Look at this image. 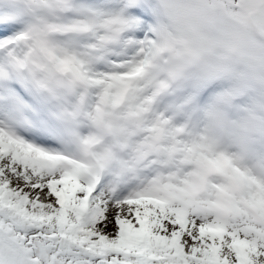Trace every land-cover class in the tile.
Returning <instances> with one entry per match:
<instances>
[{"label":"snow or ice","instance_id":"snow-or-ice-1","mask_svg":"<svg viewBox=\"0 0 264 264\" xmlns=\"http://www.w3.org/2000/svg\"><path fill=\"white\" fill-rule=\"evenodd\" d=\"M148 19L0 0V264H264V177L194 180L143 117Z\"/></svg>","mask_w":264,"mask_h":264},{"label":"clouds","instance_id":"clouds-1","mask_svg":"<svg viewBox=\"0 0 264 264\" xmlns=\"http://www.w3.org/2000/svg\"><path fill=\"white\" fill-rule=\"evenodd\" d=\"M143 3L144 119L176 144L194 180L226 181L232 169L264 177V0ZM223 159L227 176L213 169Z\"/></svg>","mask_w":264,"mask_h":264},{"label":"rangeland","instance_id":"rangeland-1","mask_svg":"<svg viewBox=\"0 0 264 264\" xmlns=\"http://www.w3.org/2000/svg\"><path fill=\"white\" fill-rule=\"evenodd\" d=\"M205 95H207V93H205ZM181 122L180 118L176 120V123L179 124Z\"/></svg>","mask_w":264,"mask_h":264},{"label":"bare ground","instance_id":"bare-ground-1","mask_svg":"<svg viewBox=\"0 0 264 264\" xmlns=\"http://www.w3.org/2000/svg\"><path fill=\"white\" fill-rule=\"evenodd\" d=\"M179 119V118H178Z\"/></svg>","mask_w":264,"mask_h":264}]
</instances>
